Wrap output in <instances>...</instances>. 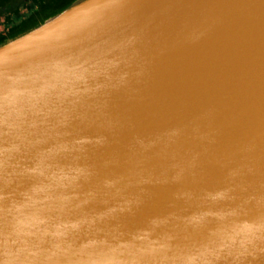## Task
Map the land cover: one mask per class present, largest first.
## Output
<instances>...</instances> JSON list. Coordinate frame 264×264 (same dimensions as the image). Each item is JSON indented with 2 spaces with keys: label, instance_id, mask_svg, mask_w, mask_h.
<instances>
[{
  "label": "clouds",
  "instance_id": "9594fccd",
  "mask_svg": "<svg viewBox=\"0 0 264 264\" xmlns=\"http://www.w3.org/2000/svg\"><path fill=\"white\" fill-rule=\"evenodd\" d=\"M127 3L73 0L0 44V264H264V125L220 152L218 109L209 104L194 120L133 134L123 157L104 162L124 171L104 177L100 190L85 187L98 175L89 153L137 127L112 115V101L143 102L151 61L142 32L103 54L73 46L116 26ZM93 110L107 134L73 135ZM156 158L166 164H151ZM206 163L225 170L224 186L184 188ZM169 185L181 186L174 201L200 206L128 223L151 189ZM98 201L104 207L89 210Z\"/></svg>",
  "mask_w": 264,
  "mask_h": 264
},
{
  "label": "water",
  "instance_id": "95a60500",
  "mask_svg": "<svg viewBox=\"0 0 264 264\" xmlns=\"http://www.w3.org/2000/svg\"><path fill=\"white\" fill-rule=\"evenodd\" d=\"M71 3L73 0L68 5ZM128 4L116 26L73 46L77 53L103 54L126 35L142 32L141 51L151 61L143 102H130L123 95L112 101V115L130 117L137 127L125 130L110 146L89 153L98 175L86 188L100 190L104 177L124 171L123 166L106 168L104 162L114 152L123 157L133 134H149L194 120L209 104L218 109L215 123L222 128L217 145L220 152L264 125V0H133ZM68 5L0 44L29 33ZM88 116V124L77 121L73 125V135L107 134L104 116L95 110ZM186 146L195 144L189 140ZM150 163L159 166L166 161L156 158ZM225 174L220 167L206 163L202 175L183 187L196 193L223 187ZM248 181L251 192L257 184L251 177ZM180 187L151 189V201L128 223L139 225L154 215L173 211L184 215L196 210L199 201H174L173 193ZM88 207L101 210L104 205L98 201Z\"/></svg>",
  "mask_w": 264,
  "mask_h": 264
},
{
  "label": "flooded vegetation",
  "instance_id": "af4514ba",
  "mask_svg": "<svg viewBox=\"0 0 264 264\" xmlns=\"http://www.w3.org/2000/svg\"><path fill=\"white\" fill-rule=\"evenodd\" d=\"M39 3L40 2L35 3L32 0H24L19 4H14V0H0V36L3 37L8 33H13L16 22L28 20L31 13L26 17H22L21 19L18 18L20 8H25V6L29 4H34L37 8Z\"/></svg>",
  "mask_w": 264,
  "mask_h": 264
},
{
  "label": "trees",
  "instance_id": "16d2710c",
  "mask_svg": "<svg viewBox=\"0 0 264 264\" xmlns=\"http://www.w3.org/2000/svg\"><path fill=\"white\" fill-rule=\"evenodd\" d=\"M24 0H14V4L17 3H21ZM39 1V0H38ZM72 0H44V1H40V3L38 4V9L36 10V12H32L31 15L29 16L28 20L26 21H18L15 23L14 25V32L13 33H9V36L11 35H15V34H19L22 31L26 30L27 28L31 27L32 25H28L26 26L30 21L34 20L36 18L37 12H41L43 13L45 10L47 9H51V14L59 11L60 9H62L63 7H65L66 5H68ZM51 14H45V16L39 20H43L44 18L48 17ZM43 16V15H42ZM38 21V22H39ZM8 34H6L5 36H3L6 40V36ZM3 40V41H4Z\"/></svg>",
  "mask_w": 264,
  "mask_h": 264
},
{
  "label": "rangeland",
  "instance_id": "374dc122",
  "mask_svg": "<svg viewBox=\"0 0 264 264\" xmlns=\"http://www.w3.org/2000/svg\"><path fill=\"white\" fill-rule=\"evenodd\" d=\"M32 1H34L35 3H37V2H40V1H44V0H39V1H36V0H32ZM29 3H31V2H29ZM36 5H34V4H29V5H27V6H25V8H20V10H19V13H18V15H19V19H21L22 17H26L27 15H29L30 13H32V12H36ZM51 9H47V10H45L43 13H41V12H37V15H36V18L34 19V20H32V21H30L26 26H28L29 24L30 25H34V24H36L40 19H41V17L43 18L44 16H45V14H51ZM43 15V16H42ZM1 26V25H0ZM1 28V27H0ZM9 36V33H8V35L6 36V38ZM5 38L4 37H1L0 36V42H2L3 40H4Z\"/></svg>",
  "mask_w": 264,
  "mask_h": 264
},
{
  "label": "bare ground",
  "instance_id": "6f19581e",
  "mask_svg": "<svg viewBox=\"0 0 264 264\" xmlns=\"http://www.w3.org/2000/svg\"><path fill=\"white\" fill-rule=\"evenodd\" d=\"M131 1H133V0H130L128 3L130 4V3H131ZM129 4H128V5H129Z\"/></svg>",
  "mask_w": 264,
  "mask_h": 264
}]
</instances>
